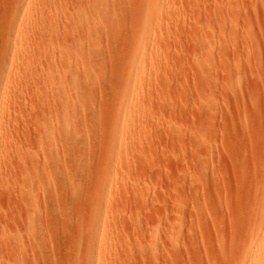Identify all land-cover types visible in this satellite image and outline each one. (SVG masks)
<instances>
[{"label": "rangeland", "instance_id": "rangeland-1", "mask_svg": "<svg viewBox=\"0 0 264 264\" xmlns=\"http://www.w3.org/2000/svg\"><path fill=\"white\" fill-rule=\"evenodd\" d=\"M21 1L0 0V264H241L264 225V0H160L157 23L155 0H28L15 32ZM80 86L85 109L49 107Z\"/></svg>", "mask_w": 264, "mask_h": 264}, {"label": "bare ground", "instance_id": "bare-ground-1", "mask_svg": "<svg viewBox=\"0 0 264 264\" xmlns=\"http://www.w3.org/2000/svg\"><path fill=\"white\" fill-rule=\"evenodd\" d=\"M159 1L160 0H155V3L153 4V8H151L152 9V13H151V21L153 22V23H157V20H160L159 18H161V16L163 15V14H161V16H160V14H159V10H160V5H159ZM22 3H20L21 5L19 6L18 5V14L15 16V22L13 23V28H12V30L13 31H20V29H21V26L23 25L22 24V22L19 20V18H21L20 17V12L22 13V12H24V11H29V10H26V9H28L29 8V5H28V0H24V1H21ZM154 2V1H153ZM151 4V3H150ZM162 4V3H161ZM27 6V7H26ZM161 8H162V6H161ZM46 10V8L45 7H43L42 8V10ZM39 10H41V9H39ZM163 9H161V11H162ZM16 11V12H17ZM38 11V10H37ZM37 11H36V13H37ZM160 11V12H161ZM15 12V11H14ZM43 12V11H42ZM46 12V11H45ZM50 12V11H49ZM163 12V11H162ZM28 13V12H27ZM35 13V12H34ZM35 13V14H36ZM40 13V12H39ZM34 14V15H35ZM44 13H42V14H40V15H42V16H44L43 15ZM46 14V13H45ZM36 15H38V14H36ZM23 16H24V14H23ZM28 16V15H27ZM154 27L152 28V29H150V30H152V31H155V26L157 25H155V24H152ZM151 25V26H152ZM150 26V27H151ZM31 28V27H30ZM33 28V27H32ZM103 29V28H102ZM149 30V28H148V32L146 31L145 33H147V35L145 34V36H147V37H149L150 36V34L151 33H153V32H151ZM150 31V32H149ZM27 32V31H26ZM156 32V31H155ZM154 32V33H155ZM149 33V34H148ZM153 33V34H154ZM26 34V33H25ZM31 34V33H30ZM143 36V35H142ZM141 36V37H142ZM154 36V35H153ZM144 38V37H143ZM150 38V37H149ZM13 47H15V49H16V45H14ZM27 48L28 47H26V49L25 50H23V52L25 53V51H26V53H27ZM14 49V50H15ZM17 49H19V48H17ZM16 51V50H15ZM19 51L20 52H22V49H19ZM18 51V52H19ZM31 51H29V49H28V53H30ZM24 53H22V54H24ZM32 53V52H31ZM27 55V54H26ZM142 57H143V55H142ZM88 58H89V60H90V56H88ZM135 59H136V61H137V66H139L140 67V64H141V51L139 50V51H137V53L135 54ZM143 64V63H142ZM8 70L9 69H7V68H5V69H2V74L5 76L7 73H9L8 72ZM39 76V75H38ZM85 78H86V76H85ZM49 79H51L52 80V78H49ZM71 79H72V77H71ZM73 81H75L74 79H72ZM83 82V81H82ZM87 82V81H86ZM86 82H85V84H86ZM137 82V81H136ZM84 83V82H83ZM82 83V84H83ZM87 85V84H86ZM88 88V87H87ZM14 90V89H13ZM15 91V90H14ZM17 91V90H16ZM89 92V91H88ZM13 93V92H12ZM11 93V96H13V94H15V92L12 94ZM18 94V93H17ZM90 95V94H89ZM9 97V100H11V98L12 97ZM15 96V95H14ZM7 100H8V97H7ZM7 100H6V98H5V101H4V99L2 98L1 99V97H0V108H1V106H3V104L5 103V102H7ZM12 100H13V98H12ZM88 95L86 94V91H85V87H78V88H75L74 89V91L73 92H71L69 95H68V98H66V100H61V101H57V99H55V101L53 100V102L54 103H52L51 104V102H49L48 103V105H49V107H51L52 108V106H54V108H52V109H54V110H56L57 111V108H60L61 106H63V107H66L67 108V110L69 109L71 112L73 111V112H75V110L77 109V104L79 103V105L81 104V102H82V104L81 105H83L82 107V110L83 109H85V107H86V105H87V103H88ZM81 101V102H80ZM9 102V101H8ZM78 105V106H79ZM129 106V105H128ZM55 107H56V109H55ZM126 108V107H125ZM138 108V107H137ZM65 109V108H64ZM87 109V108H86ZM125 110V109H124ZM85 111V110H84ZM131 111V110H130ZM61 112H62V110H61ZM77 113V112H76ZM129 113V112H128ZM71 115V114H70ZM123 116V115H122ZM4 122V121H3ZM75 122H76V120H75ZM67 123V122H66ZM3 126V123L0 121V129H1V127ZM73 126V123H71V124H69V126L66 128V132H68V147H69V149H70V146H71V148L73 147V145H71L72 144V142H73V135H74V133H73V131H74V128L72 127ZM6 130V129H5ZM67 130H69V131H67ZM72 131V132H71ZM75 132V131H74ZM59 143V142H58ZM119 143V142H118ZM119 145V144H118ZM123 145V144H122ZM121 146V145H120ZM123 147H126L127 148V146H123ZM122 147V148H123ZM53 149V148H52ZM119 150H120V147H119ZM122 150V149H121ZM73 151V148H72V150H71V152ZM70 154V159H72L73 161H74V159L72 158L73 157V155H71V153H69ZM68 154V155H69ZM73 154V153H72ZM71 160V161H72ZM69 168V167H68ZM43 170V169H42ZM69 171H70V169H69ZM68 171V172H69ZM64 174H65V172H64ZM73 175V174H72ZM65 177H66V175H65ZM71 179V178H70ZM72 180V179H71ZM74 183V182H73ZM73 183H70V185H71V188L72 189H74V184ZM69 185V186H70ZM106 185V184H105ZM57 187H58V185H57ZM61 187V186H60ZM108 188V187H107ZM105 222V221H104ZM254 236H252V239H251V241L249 242V244L247 245L248 247H247V251H246V253H245V255H244V257L242 258V262H241V264H264V225H262V226H259V228L258 229H256V231H255V233L253 234ZM104 238H102L101 240L103 241V244L102 245H104V244H106L108 241H105V239L103 240ZM173 240V239H172ZM105 241V242H104ZM174 241V240H173ZM173 241H171V243H173ZM170 243V244H171ZM175 243H173V245H174ZM176 246V245H175ZM162 248V247H161ZM84 249V248H83ZM83 253H85V252H83ZM84 255V254H83ZM90 256V255H89ZM83 258H84V256H83ZM89 258H91V257H89ZM237 259V258H236ZM85 260V259H84ZM83 262V261H82ZM100 262H101V260H99V259H95L94 260V263L96 264V263H99L100 264Z\"/></svg>", "mask_w": 264, "mask_h": 264}]
</instances>
